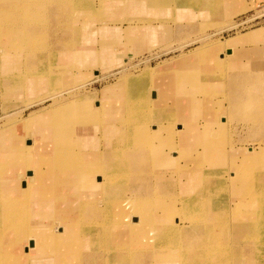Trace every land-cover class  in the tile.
Returning <instances> with one entry per match:
<instances>
[{"label": "rangeland", "instance_id": "374dc122", "mask_svg": "<svg viewBox=\"0 0 264 264\" xmlns=\"http://www.w3.org/2000/svg\"><path fill=\"white\" fill-rule=\"evenodd\" d=\"M249 1L215 0L214 6L211 5V0H208V2L205 1L206 4L204 5L206 11H204L203 7H198L197 3H193L191 5L192 8L182 7L175 12L168 10L169 13H162L163 10L159 9L152 11L146 9L144 12L134 10L131 11L130 16H135L137 13L139 17L121 16L117 17L115 21H108L109 23H103L102 17L90 18L91 22L88 23L84 22L82 17H77L76 32L78 36L82 34L85 41L84 48L82 49L93 50L95 56L97 55L94 64L85 63L83 70L78 72L74 61L72 59L65 60L63 56L61 59H64V61L59 65L60 68L66 65L71 67V76L76 83L80 81L79 83L62 89L58 94L50 92L41 98L25 95L22 97V99H25L23 103L12 102L10 103V107H5L4 105L1 85L0 128L7 126L9 121L22 120L34 112H39L41 109L58 104L69 111L62 112L57 110L52 112V117H50L54 121L62 122V125L59 126L61 133L58 132L61 135L63 134V120L67 121L66 119L69 118L71 122L73 121L71 117L76 114H83L84 112L90 113L91 107H96V104L99 103L108 102L114 104V110L108 119L112 125L108 120L103 123V115L99 116V125H101L98 130L96 127V137L82 141L84 142L83 145L86 141L88 143L84 151L89 154V160L95 161L96 159L102 176L106 177L110 158L105 154L110 153L111 150L109 147L107 148L108 144H106L105 137L101 138V134L106 133L108 126H112V128L116 127V129L122 127V122H118V119L123 118L124 116L121 115L125 112H120L119 107L122 109L126 101H128L126 94L131 95L137 104L145 108L143 119V125L145 126L142 129H146V145H150L147 151L148 159L157 165V171L155 170L153 173L157 172L159 179L149 185L153 189L150 193L151 202L153 204L158 203V208L161 204L160 202H162L163 207H166L169 206L167 204L168 199L166 198L169 197L171 199V206L168 208V212H166V215H168V226L170 224L185 225L188 222L190 226H197L194 229L195 236H200L201 234L204 236V233L208 231L203 228L216 226L218 222L211 218L210 222L196 224V221H193L192 217L195 216L199 220L207 215L204 211L208 208V203H204L203 198L208 193H210L212 198H224L227 201L226 210L223 208L224 211L216 213V215L219 216V221L227 223V226L224 227L225 224L221 223V228L217 230L211 228L213 234H217L218 231L220 232L219 236L217 238L213 236L211 241L213 240L212 243L215 244V240H217L222 245L219 248L222 253L220 257L221 263L264 264V196H262V193L264 195V182H262L264 181V177H262L264 168L260 169L257 165L246 166L240 163L242 165L236 169V172L241 171V180L238 184L243 188L244 192H242L241 196L236 195L234 191L236 184L231 181V178L236 176L233 170L232 155L239 149L233 148L227 151L225 148L232 145L230 134L228 135L226 131L230 128L231 124H240L235 118L244 122L248 130L254 129L259 132V130L264 129V113L262 112L264 111V104L259 103L260 99L264 97V80H261L260 77L262 76H259V79H255L254 77L255 73L260 70L264 74V37L257 42L224 47L215 50L216 52L208 50L195 61L187 62L188 59L185 58V53L194 52V50H197L203 44L225 42L230 38L237 37V35L241 36V34L263 27L264 0H254L252 5L243 9ZM136 19L145 25L159 24L165 25L166 28L169 26L172 27V31L166 35L164 40L153 42L147 47L145 46L147 45V41L144 38L138 39L137 42L133 43L130 38L133 39L137 31L131 30L127 33L124 30L129 26L128 20L134 21ZM51 23L52 26L49 24L47 28L44 26L38 27L35 32L37 38L34 40L36 44H41L35 53L42 55L40 56L42 59L45 58L43 57L45 55L44 48H47L48 45L52 44L47 48L48 50L51 48H54V50L63 49L62 43L56 45L57 40L60 37L62 38L66 32H71L67 26L68 22L65 20V17L63 18L62 27L59 26L60 24L57 25L58 21H52ZM103 25H110L114 29L120 28L122 31H114V34L112 29L101 32L99 28ZM114 42L116 44L115 48H113L115 54L108 55L109 52H107L106 46L112 45ZM1 48L5 49L0 44V50H2ZM30 50L32 48H29L28 51ZM9 52L18 53L12 50H9ZM84 56L83 58H88L87 55ZM33 61L35 59L29 61L31 66ZM59 61L60 59L57 62L59 63ZM46 65H41L42 70H45ZM105 67L110 68L104 72ZM78 73L84 75V80H81V76ZM135 76L136 78L139 77V79L133 84L132 88V84L130 85L128 82L132 81L131 79L135 78ZM200 87H203V91L197 93L196 91ZM74 88L75 90L72 92L71 90ZM55 94L57 95L53 96ZM156 99L162 105H168L171 108L166 111L162 109L163 107H160L161 111L158 110L157 112L153 104V101L155 102ZM226 100H228L229 106L225 104ZM4 109L7 110L4 111ZM50 112L48 109L45 113L47 115ZM105 119L107 118L104 117ZM26 129H31V126H27ZM212 132H214L213 142L209 139V135ZM31 134H28L29 136H26L24 139V146H26L27 139L34 141L37 146L47 145L46 139L37 141V137L33 132ZM81 134L79 137H81ZM141 137L144 139L145 134H142ZM259 137L258 145L244 147L246 148L244 150H264V140L261 138V135ZM68 140L72 141L71 138ZM191 140L199 142L203 147V151L191 149L185 154V158L197 164L190 168L189 165H181L185 160H179L180 157L177 154L181 149L182 143ZM208 143L212 144L211 149H206ZM48 147L54 148L52 145ZM75 148L78 149L77 146ZM33 150L36 151L33 155H31V152L27 154L31 160L28 158L25 160V162H31L28 167V172H30L31 176L28 175L26 178V175L20 174L21 178H25V180L31 183L33 181L32 173L36 171L35 167H38V170L41 172H46L48 169L53 171L55 167L58 168V165H52L49 168L45 163H39L38 159H36L38 147H34ZM52 152H54L52 154L55 156L51 160L57 163L56 149L52 150ZM137 152L140 151L138 150ZM127 153L124 155L122 169H126L127 172H135L138 166L133 164L128 166L129 161L138 160L142 163L146 160L145 155L136 153L131 157V154H134L135 150H129ZM238 160L239 162L241 161L240 159ZM129 167L133 171H128ZM171 171L178 173L180 176L190 177V179L191 176L195 177L192 178L194 179V194L197 196L200 191L201 197L196 204L192 203L194 205L193 210L186 211L185 195L182 194L177 199L173 195L174 182L169 178ZM195 171H198V173H195ZM92 177H95V174L89 171L88 178ZM236 178L238 179V176ZM209 186L211 187L210 190H208ZM118 189L119 191L116 192L113 185L104 182L97 199H105L101 203L106 205L109 196H113V194L117 193L121 198L131 194L125 186L118 187ZM259 193H261V196ZM158 194L160 196L159 200ZM10 199L7 198L4 201L10 202L12 201ZM97 203L99 204V201ZM233 203L237 204L236 210L233 209ZM177 204L180 205V208ZM109 213L103 211L104 215L101 216L102 218L99 217L103 220V225L107 227V233L104 231V234L97 237L93 244L95 254L96 256L98 255L96 258H99L97 259L99 261L98 264H130L127 262L125 255L121 256L118 261L113 260L112 262L111 256H103L108 251L118 250V248L111 246L114 242L120 243L129 241L130 239L128 238L129 234L123 228L118 230V226L125 225L120 220L123 218L122 212L119 213L120 216L116 222L111 220V215H108ZM112 213L115 214L116 212ZM126 214H129L128 211H126ZM162 215L159 214L158 209V217H162ZM210 215H214L213 211L210 212ZM188 217L191 219H188ZM239 217L244 218L236 221V218ZM244 221H248V226H252V229L246 228L241 231L237 227L236 222L241 223ZM88 223L84 225V229L96 234V230L93 231L92 228L94 227L92 220H89ZM26 227L27 225L24 223H17L13 226L12 230L13 232L21 233L26 230ZM212 230L210 231L212 232ZM43 243L40 237L35 238L30 241L29 249L34 250L40 246L39 244ZM135 247L137 248L138 246ZM191 249L192 246H180L181 254L185 255L186 253V258L189 260L191 258ZM46 263L53 264L54 261L50 260ZM0 264L6 263L2 260ZM28 264L34 263L32 261L31 263L28 262Z\"/></svg>", "mask_w": 264, "mask_h": 264}, {"label": "bare ground", "instance_id": "6f19581e", "mask_svg": "<svg viewBox=\"0 0 264 264\" xmlns=\"http://www.w3.org/2000/svg\"><path fill=\"white\" fill-rule=\"evenodd\" d=\"M205 1L208 2V0ZM205 1L0 0V44L5 47L4 50L2 48L0 50V86L2 85V98L5 107H10V103H15L16 101L23 103L25 99H22V97L25 95L41 98L50 92L58 94L62 89L80 82L77 81L76 83L74 78H72L71 67L66 65L60 68L59 66L64 61V59H61L63 56L65 60L72 59L74 61L78 72L83 70L85 63L94 64L95 62L97 55L95 56L93 50L82 49L85 41L83 35L80 34L78 36L76 32L77 17H82V20L86 23L91 22L90 18L102 17L103 23H109L108 21H115L117 17L121 16L139 17L137 13L135 16H130L131 11L134 10L144 12L146 9L149 11L159 9L163 10L162 13H169V11L175 12L182 7L192 8L191 5L193 3H197L198 7H203L204 11H206V8H204ZM234 1L237 2V0ZM253 2L254 0H250L243 9L248 8ZM211 5L215 6V0H211ZM48 17L51 18L48 19ZM64 17L71 32H66L62 38L60 37L57 40L56 45L62 43L63 49L54 50V48H51L48 50L47 48L52 44L48 45L47 48H44L45 55L43 57L45 58L42 59L40 57L42 55L35 53L37 48H40L39 45H41L39 43L36 44L34 40L37 38L35 33L37 28L42 26L47 28L49 24L52 26V21H58L57 25L60 24L59 26L62 27ZM128 22L129 26L123 30L127 33L131 30L137 31L135 37L130 39L134 43L138 39L144 38L147 41L146 47L153 42H158V40H164L166 35L172 31V27L168 26L166 28L165 25L159 24L145 25L138 19L134 21L128 20ZM111 29L113 34L114 31H122L120 28L114 29L110 25H103L99 28L101 32ZM263 37L264 26L241 34V36L237 35V37L230 38L225 42L203 44L194 52L185 53V58L188 59L187 62L195 61L208 50L211 52L224 47L257 42ZM115 45L114 42L112 45L106 46V50L109 52L108 55L115 54L113 49ZM79 47L81 49L77 50L76 48ZM29 48H32V50L28 51ZM9 50L18 53H10ZM84 55H87L88 58H83L85 57ZM31 59H35L32 62V66L29 64ZM58 59H60L59 63L57 62ZM41 63L47 64L45 70H42ZM109 68L105 67L104 72L108 71ZM147 70L149 71V69ZM78 75L81 76V80H84V75H81V73H78ZM138 79L139 77L136 78L135 76V78L131 79L132 81L128 82L130 85L132 84V88ZM40 87L43 89L38 90L37 88ZM73 90L75 88L71 91L73 92ZM71 91L69 92L71 93ZM202 91L203 87H200L196 92ZM126 97L128 101H126L122 109L118 105L120 112L124 111L126 113H123V115L119 114L124 116L118 119V122H122V127L116 129V127L108 126L106 133L101 134V138L105 137L106 144H108L107 148L109 147L111 150L110 153L105 154L110 158L106 177L102 176L96 159L95 161L89 160V154L84 151L88 143L86 141L83 145L84 142L82 141L96 137V127L98 130L101 125H99V116L103 115V123L106 122L112 115L114 104L108 102L99 103L96 104V107H91L90 113L84 112L71 117L73 118L71 122L69 118L66 119L67 121L63 120V134L61 135H59L61 133L59 126L62 125V122L54 121L50 117H52V112L57 110L62 112L69 111L58 104L41 109L39 112H34L22 120L9 121L7 126L0 128V261L3 260L6 264H28V262L31 263L32 261L34 264H48L46 262L50 260L54 261L53 264H98L99 261L97 259L99 258H96L98 255L96 256L95 254L93 244L97 237L102 236L104 231L106 233L108 231H106L107 227L103 225V220L101 219V216L104 215L103 211H105L110 212L108 215H111L110 218L113 222L118 221L119 213L122 212L123 218L120 220L125 225L118 226V230L123 228L129 234L128 238H130L129 241L114 242L111 246L118 248V250L108 251L103 254V256H111V262L113 260L118 261L121 256L125 255L127 262L130 264H222L220 259L222 253L219 250L222 245L215 239V244L212 243L213 240L211 241L213 236L217 238L220 234L219 231L217 234H213L212 230L221 228L222 221H219V216H211L210 212L205 213L207 215L199 220L193 216L192 219L196 221V224L211 221V218L218 224L203 228L208 231L204 233V236H202L203 234L192 236V239L186 242L181 237L184 229L188 227L187 224H170L168 226V215H166V212L171 206V201H167L169 206L166 207H163L162 202H160L159 208L158 203L153 204L151 202L150 193L153 189L149 185L159 179V177L157 172L153 173L157 169V165L148 159L147 151L150 145H146V129H142L145 126L143 125L145 108L137 104L131 95L126 94ZM153 104L157 112L158 110L161 111L160 107H163L162 109L166 111L171 108L168 105H162L157 99L155 102L153 101ZM48 109L51 112L46 115L45 112ZM6 110L4 109V111ZM104 117L107 119L104 120ZM108 121L111 124V121ZM27 126H31V129L27 130ZM32 132L37 137V141L46 139L47 145L37 146L34 141L27 139L26 146H24V139L26 136L32 135ZM80 133H82L81 137H79ZM142 134H145L144 139L141 137ZM69 138L72 141L68 140ZM209 139L213 142L214 132L209 135ZM51 145L54 148L48 147ZM76 146L78 149L75 148ZM34 147H38L36 159H38L39 163H45L49 168L52 165H58V168L55 167L53 171L48 169L46 172H41L38 167H35L36 171L32 173L33 181L31 183L25 178H21L20 174L26 175V178L28 175L31 176L30 172H28L31 162H25V160L27 158L31 160L27 154L31 152V155H33L36 152L33 150ZM211 148L212 144L208 143L206 149ZM55 149L57 151V163L51 160L55 156L52 154L54 153L52 150ZM244 149L246 148H240L232 155L233 170L238 179L234 176L231 181L236 184L234 191L238 196H241L242 192H244L243 188L238 184L241 180V171L236 172V169L242 165L240 163L246 166L255 163L258 168H264V150L247 151ZM129 150H135L131 157L136 153L145 155L146 160L142 163L138 160L129 161L128 166L132 164L138 166L135 172H127L126 169H122L124 155ZM138 150L140 152H137ZM240 158L242 159L239 162L238 159ZM130 169L129 167L128 171H133ZM89 171L95 174V177L88 178ZM195 173H198V171H195ZM191 177L193 178L194 176ZM262 177H264V173ZM104 182L113 185L116 192L119 191L118 187L125 186L131 194L123 198L117 193L113 194V196H109L106 203L107 206L103 205L101 202L105 199H97V196L100 194ZM190 183H193V181L191 180ZM190 189L193 193L189 196H184L186 211L193 210L194 205L192 203L196 204L201 197L200 191L195 196V190ZM261 193H259L260 196ZM262 196H264L263 193ZM159 197L158 194V200ZM7 198H11L10 200L12 201L5 202L4 200ZM51 199L52 201L50 202ZM98 201L99 204L97 203ZM233 206V209L236 210L237 204L233 203ZM158 209L162 211V217H158ZM211 209L213 208L211 207ZM126 211L129 214H126ZM111 212L116 213L111 214ZM145 216L146 218L144 219ZM241 218L244 217L236 218V221ZM188 219L191 218L188 217ZM89 220L94 223L92 228L93 231L96 230V234L84 229V225ZM17 223L26 224V230L24 229L25 231L21 233L13 232V226ZM222 224H225L224 227L227 226V223ZM236 225L241 231L246 228L252 229V226H248V221L236 222ZM192 228L196 229L197 226ZM39 237L44 243L39 244L40 246L36 249L30 250V241ZM135 246L138 247L136 248ZM180 246H192L190 260L186 258V253L185 255L181 254ZM42 257L44 258L41 259Z\"/></svg>", "mask_w": 264, "mask_h": 264}, {"label": "crops", "instance_id": "0c3cea01", "mask_svg": "<svg viewBox=\"0 0 264 264\" xmlns=\"http://www.w3.org/2000/svg\"><path fill=\"white\" fill-rule=\"evenodd\" d=\"M194 22H196V21H194ZM259 76H262L260 78H261V80H264V77H263L264 74L261 70L257 71L255 73L254 77H255V79H259ZM261 80H259V81L261 82ZM221 98H223V97H221ZM259 103L264 104V97L260 99ZM225 104L227 106H229L228 100H226ZM262 112L264 113V111H262ZM235 120L238 121V123L240 122V124H235V123L231 124L230 128L226 131V133L228 135L230 134V141L232 143V145H229V147H225L227 149V151L230 149H233V148L234 149H240V148H244V147H248V146H252V145H258L260 135H261V138L264 140V129L259 130V132H257L254 129L248 130L246 128L244 122L239 121L240 119H236V118H235ZM191 149L197 150V151H203V147L199 142L191 140V141L183 142L181 145V149L178 151V154H177L178 157H180L179 160L180 159L185 160L184 162H182L181 165H183V164L189 165L190 168L194 165H197V164H194V162L189 161L188 158L184 157L185 154L187 152H189ZM241 159L242 158H240V160ZM208 164H210V163H208ZM253 165L256 166L255 163ZM169 178L174 182V188L172 189V192H173V195L176 196V199L179 198V196L182 194L185 195V197H186V196L191 195V193H193V191H191V189H190V188L194 189V179H192V177L190 179V177L180 176L178 173L171 171ZM191 180L193 181V183H190ZM210 181H211V179H210ZM209 189H211V187H209ZM166 199H168L169 201L171 200L169 197ZM203 199H204L203 200L204 203H208V208L204 211L205 213H209V212L213 211V214L216 215V213H221L224 210H226L225 207L227 205V201L224 200V198H221V197H219L218 199L214 198V197L212 198L210 196V193H208L207 195L204 196ZM177 205L180 208V205L179 204H177ZM211 207L213 209H211ZM223 208H224V210H223ZM159 214H162L161 211H159ZM206 222H210V221H206ZM186 223H187L188 227L185 228L184 231L182 232L181 238L183 241L187 242V241L192 239V236H195V233H194L195 228H192L193 226H190V223H188V222H186Z\"/></svg>", "mask_w": 264, "mask_h": 264}]
</instances>
